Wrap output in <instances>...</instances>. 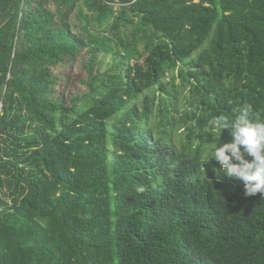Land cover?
<instances>
[{
  "label": "trees",
  "instance_id": "16d2710c",
  "mask_svg": "<svg viewBox=\"0 0 264 264\" xmlns=\"http://www.w3.org/2000/svg\"><path fill=\"white\" fill-rule=\"evenodd\" d=\"M82 3L127 43L67 102ZM245 102L264 119V0H0V264H264V196L212 170Z\"/></svg>",
  "mask_w": 264,
  "mask_h": 264
},
{
  "label": "clouds",
  "instance_id": "9594fccd",
  "mask_svg": "<svg viewBox=\"0 0 264 264\" xmlns=\"http://www.w3.org/2000/svg\"><path fill=\"white\" fill-rule=\"evenodd\" d=\"M233 112L234 119L219 115L209 121L216 132L228 130L232 138L215 148L214 160L220 167L212 170L242 181L245 197L264 196V119L250 102L234 107ZM136 191L143 193L146 188L137 186Z\"/></svg>",
  "mask_w": 264,
  "mask_h": 264
},
{
  "label": "rangeland",
  "instance_id": "374dc122",
  "mask_svg": "<svg viewBox=\"0 0 264 264\" xmlns=\"http://www.w3.org/2000/svg\"><path fill=\"white\" fill-rule=\"evenodd\" d=\"M115 11L118 12V5L115 6ZM99 15V13L95 14L90 11L84 3L72 15L73 32L81 36L88 46L74 60L53 69L54 75L58 78L54 94L56 98L62 97L69 102L73 96L87 93L88 89L85 84L88 82V76L85 64L91 60L93 51L97 52L99 56L97 67L102 73L111 70L125 56L122 44L127 42L124 40L122 43L110 27L114 18H110L109 21H101L98 18ZM122 38L124 39V37ZM138 50L143 53V45H138ZM140 59L141 57L135 54L131 62L135 63ZM184 104V100H182L181 106L183 107ZM181 132L182 130L173 135L175 140H180Z\"/></svg>",
  "mask_w": 264,
  "mask_h": 264
},
{
  "label": "built area",
  "instance_id": "2783aa9c",
  "mask_svg": "<svg viewBox=\"0 0 264 264\" xmlns=\"http://www.w3.org/2000/svg\"><path fill=\"white\" fill-rule=\"evenodd\" d=\"M2 104L0 103V111H1Z\"/></svg>",
  "mask_w": 264,
  "mask_h": 264
}]
</instances>
